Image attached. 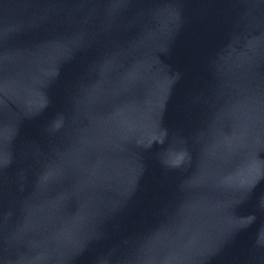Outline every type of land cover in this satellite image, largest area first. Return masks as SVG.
<instances>
[{
  "label": "water",
  "instance_id": "obj_1",
  "mask_svg": "<svg viewBox=\"0 0 264 264\" xmlns=\"http://www.w3.org/2000/svg\"><path fill=\"white\" fill-rule=\"evenodd\" d=\"M0 264H264V0H0Z\"/></svg>",
  "mask_w": 264,
  "mask_h": 264
}]
</instances>
